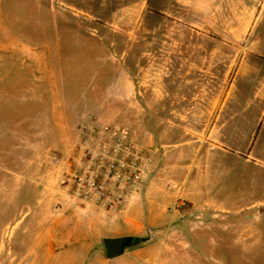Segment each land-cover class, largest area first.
<instances>
[{"label": "rangeland", "instance_id": "obj_1", "mask_svg": "<svg viewBox=\"0 0 264 264\" xmlns=\"http://www.w3.org/2000/svg\"><path fill=\"white\" fill-rule=\"evenodd\" d=\"M262 77L264 0H0V264H264ZM88 115L131 130L173 195L113 260L133 207L58 189Z\"/></svg>", "mask_w": 264, "mask_h": 264}, {"label": "built area", "instance_id": "obj_2", "mask_svg": "<svg viewBox=\"0 0 264 264\" xmlns=\"http://www.w3.org/2000/svg\"><path fill=\"white\" fill-rule=\"evenodd\" d=\"M146 154L131 130L88 115L58 178V189L95 211L125 213L145 177Z\"/></svg>", "mask_w": 264, "mask_h": 264}, {"label": "crops", "instance_id": "obj_3", "mask_svg": "<svg viewBox=\"0 0 264 264\" xmlns=\"http://www.w3.org/2000/svg\"><path fill=\"white\" fill-rule=\"evenodd\" d=\"M262 92L264 96V77H262ZM264 110V109H263ZM259 148L260 157L259 161L261 164L264 165V111L260 120V134L258 141L256 142L255 148ZM150 152L152 150L147 148ZM150 169V168H149ZM153 169L151 168L148 174H145L143 182L140 186V190L137 196H135L130 206L133 207V212L131 215V228L132 232L127 236H138L141 235L145 228L151 229H159L158 222L164 220L165 222L170 221L173 217L169 218L167 215L168 207L166 203L173 198V195L167 194L166 192H160L159 194L156 193L154 189L156 178L153 176ZM205 197V196H204ZM182 205V204H181ZM181 205H177L173 207V213L177 215L180 212ZM76 209V208H75ZM89 209V208H87ZM205 209V208H204ZM206 209H214V206L208 207ZM84 213H86V209H81ZM92 211H95L92 209ZM175 215V217H176ZM187 229H190V226H187ZM124 237V236H122ZM116 238V237H110ZM49 245L51 244L48 243ZM43 250V249H42ZM41 248L37 249V261L38 264H42L44 261V256L42 253ZM56 254H52V258L56 257ZM42 261V262H41Z\"/></svg>", "mask_w": 264, "mask_h": 264}, {"label": "water", "instance_id": "obj_4", "mask_svg": "<svg viewBox=\"0 0 264 264\" xmlns=\"http://www.w3.org/2000/svg\"><path fill=\"white\" fill-rule=\"evenodd\" d=\"M144 241V238L136 236H124L116 238H104L103 245L107 258L109 260H113L124 255L126 250L138 246Z\"/></svg>", "mask_w": 264, "mask_h": 264}]
</instances>
